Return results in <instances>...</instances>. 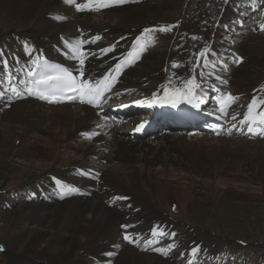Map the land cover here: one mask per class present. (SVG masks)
<instances>
[{
  "label": "bare ground",
  "instance_id": "obj_1",
  "mask_svg": "<svg viewBox=\"0 0 264 264\" xmlns=\"http://www.w3.org/2000/svg\"><path fill=\"white\" fill-rule=\"evenodd\" d=\"M88 2L0 0V94L7 97L0 99V205L16 201L0 209L7 264H187V256L211 259L221 246L264 242V134L214 136L196 131L194 120L154 117V129L135 138L138 113L117 125L101 113L106 106L47 105L24 96L22 86L41 57L90 80L115 63L100 84L111 107L176 97L191 80V93L204 84L232 94L235 128L255 98L257 121L264 0H128L77 10ZM174 8L182 9L175 34L156 31L155 24L174 21ZM155 42L165 45L151 54ZM152 83L160 86L149 95ZM102 159L110 168L88 164ZM242 183L258 187L247 193Z\"/></svg>",
  "mask_w": 264,
  "mask_h": 264
},
{
  "label": "rangeland",
  "instance_id": "obj_2",
  "mask_svg": "<svg viewBox=\"0 0 264 264\" xmlns=\"http://www.w3.org/2000/svg\"><path fill=\"white\" fill-rule=\"evenodd\" d=\"M181 13H182V9L174 8L169 13V16L172 19H174V21L173 22H165L164 21V22H160V23L155 24L156 31L157 30L159 31L161 29H170L169 31H165V33L166 34H170V35L171 34H175V32L177 31L178 26H179V18L181 16ZM253 13L254 12H251V16L253 17V19H255V18L261 19V16L259 17L257 15H254ZM252 23H254L252 19H251V21L249 20V22H247V27L248 28H247L246 31H249L250 35H252L251 32L253 31V29L251 28V31H250L249 26L251 27ZM158 26L161 27V28H159ZM15 28L19 29L20 27L17 26ZM167 38H170V37H167ZM156 43H158V42L153 43L150 46V48H147V49H151V48H155V45L157 46V48L151 54L159 53V51H161V49L165 45L163 42H161V44L160 43L156 44ZM159 86H160V83H152L150 85V88L148 89L147 93L150 95L152 92L158 91L157 87H159ZM172 89H176V87H172ZM172 89L166 88L165 90H172ZM151 98H150V100H151ZM74 103H75V101H74ZM122 124H124V123H122ZM117 125H119V124H117ZM198 130L199 129H197L196 131H198ZM248 140H252V139H248ZM111 163H112V161L108 162L105 159H102V160L96 161V162H88V164L90 166L93 165L94 169H96V170H103V168H110V167H108V165L111 166ZM10 182L11 181H8L6 183V185H8ZM11 183H10V185H11ZM216 185L220 186L222 184L216 183ZM242 185H243V190L245 189L244 191L247 192V193L248 192L251 193L253 191H256L255 188L258 187L257 184H254V183H251L250 186L247 183H242ZM235 187H238V186H235ZM3 193L5 194V192H3ZM15 205H16V201L13 202L12 199H11V202H9V199H5L4 200V206L0 205V209H10V208H12ZM222 247L223 246H221V248L218 250V253H215L216 254L215 256L208 252L210 254V256L212 255L211 257H213V258L204 259L203 260V264H205L207 259L210 260V261H208L209 264H211V263L212 264H218V262H219V264H264V242L249 243V244H247V243H239V245L237 246L238 248L235 247L236 249L235 248L233 249L232 247H229V246L223 247V248ZM223 251H226V253L224 255H221L223 257V259H222V257H220L219 255L222 254ZM191 257H195V256H191ZM191 257H188V256L186 257L187 264H188V259L191 258ZM198 261H199V258L198 259L195 258V264H198L197 263ZM0 264H7V259L5 257V254L3 253V251L0 252Z\"/></svg>",
  "mask_w": 264,
  "mask_h": 264
},
{
  "label": "snow or ice",
  "instance_id": "obj_3",
  "mask_svg": "<svg viewBox=\"0 0 264 264\" xmlns=\"http://www.w3.org/2000/svg\"><path fill=\"white\" fill-rule=\"evenodd\" d=\"M65 2L69 3V4H72V3H74V0H65ZM93 2H95L96 5H97V9L96 10H99L100 7H108L109 6L108 0H89L88 4H84V5L77 4L76 5L77 10L80 11V10H83L84 8H91ZM113 2L123 3L124 0H113ZM58 18H61V17H58ZM169 30L170 29H161V31H169ZM150 31L151 30H149V29H145V32H150ZM96 39H99V37H97ZM137 39L139 40V38H137ZM75 50L76 49H73V51H75ZM4 63L7 64L6 61H4ZM80 63H81V65H83L84 61L81 60ZM29 75L31 76L32 73L29 72ZM84 75H85V73L83 72V70H81L80 71V76L83 77ZM65 78H67V79H69L71 81H75V77L72 76L71 73H65L64 76L56 77V79H58V80H63ZM49 79H52V77H43L40 80H37L35 83L37 85L46 84ZM195 86L196 85L194 84V81L189 80V81L186 82L185 90L188 93H191L192 88H194ZM70 90H75V89H70ZM106 90H107L106 88H101L100 87L99 82H97L95 84H91V83H89V81L87 79H84L82 81V83L80 84V86H79V92H80L81 96L82 97L83 96H87L88 97V103H94L96 101H99L100 97L104 94V91H106ZM13 91H15V89H13ZM29 92L31 94V90H29ZM40 98L41 99H46V97H44L43 95H41ZM228 99L231 100L233 98L231 96H229ZM177 103H178V101H173L172 102V106L176 107ZM260 103H264V101H261ZM256 105H257V100L255 98H253L252 102L248 105V114H246L244 120L241 121V123L248 122L250 130H251L252 124L257 122L255 117H253L251 115L252 109ZM194 106L195 107H199V104H196ZM259 115H260V118H261V122H264V112L259 113ZM140 127H143V125H140L139 127H137L136 130L139 131ZM155 232H156V230L153 229V233L154 234H155ZM125 239L128 240L130 238L128 236H125ZM192 251L195 252L196 249L194 248Z\"/></svg>",
  "mask_w": 264,
  "mask_h": 264
}]
</instances>
